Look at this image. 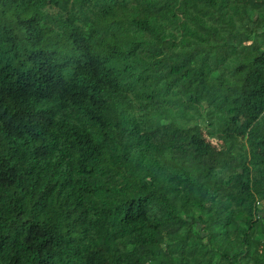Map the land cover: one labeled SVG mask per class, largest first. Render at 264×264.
<instances>
[{"label":"trees","instance_id":"1","mask_svg":"<svg viewBox=\"0 0 264 264\" xmlns=\"http://www.w3.org/2000/svg\"><path fill=\"white\" fill-rule=\"evenodd\" d=\"M0 264H264V0H0Z\"/></svg>","mask_w":264,"mask_h":264},{"label":"rangeland","instance_id":"2","mask_svg":"<svg viewBox=\"0 0 264 264\" xmlns=\"http://www.w3.org/2000/svg\"><path fill=\"white\" fill-rule=\"evenodd\" d=\"M202 135H203V138L205 139V141H207L210 144L212 149L219 150L221 148H224V145H223L222 141L216 140V139H213V138H208L204 133ZM229 152H232V151L229 150Z\"/></svg>","mask_w":264,"mask_h":264}]
</instances>
